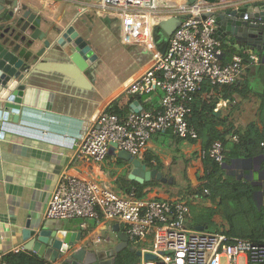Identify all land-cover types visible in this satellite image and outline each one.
Wrapping results in <instances>:
<instances>
[{"label":"crops","instance_id":"1","mask_svg":"<svg viewBox=\"0 0 264 264\" xmlns=\"http://www.w3.org/2000/svg\"><path fill=\"white\" fill-rule=\"evenodd\" d=\"M98 5L99 0H0V30L9 25V21H1L11 12L18 13L30 8L36 13V18L41 20L40 28L43 31L53 26L64 28L70 25L98 56L99 51L105 50L103 47L106 44L92 41L91 33L94 28L114 33L111 20L98 15ZM156 13L166 18L164 9H158ZM221 42L225 50L222 64L230 63L234 53L251 55L244 46L236 45L228 37ZM40 46L38 42L34 48L36 55L28 62L30 65H37L39 69L23 81L25 89L21 98L19 120L17 123L5 122L1 127L5 130L4 137L0 138L1 260L8 261L13 253L12 249L21 247L19 252L23 255L42 258L49 264L54 263L25 248L30 238H25L22 231L27 228L38 230L42 226H49L53 230L70 233L80 231V239L74 249L83 248L91 253L109 250L118 243L113 231L117 224L115 222L102 218L101 224L96 225L93 220H87L85 228H82L81 219L45 218L51 194L62 173L70 167L77 168L93 181L111 183L118 194L135 188L139 198L171 203L185 201L189 208L185 221L192 216L193 208H207L211 213L209 220L214 221L218 227L214 231L226 233L228 224L218 206L219 200L215 202L198 193L204 183V167L202 158L199 157L203 142L200 136L190 139L177 137L170 131L153 133L138 159L148 170L159 172L161 177L143 183L129 178L132 166L118 157L116 148H109L101 162L75 152V142L94 124L101 111L115 113L122 119L135 101L146 111L155 112L159 109L162 96L160 90L134 96L121 92L125 83L148 66L150 57L115 86L103 84L97 79L96 70L91 68L94 61L79 69L81 72L78 74L86 80L83 85L68 70L58 66L69 64L76 67L72 53L37 54ZM100 47L102 50H99ZM134 48L130 47L131 50ZM228 51L232 54L229 55ZM252 55L259 57V65H264V53L254 52ZM256 66L251 67V72H247L245 67L233 84L215 89L204 88L195 98L196 101L201 99L207 103L215 102L212 112L218 119L215 126L218 131L225 133L227 144L238 145L240 134L248 133L250 123H255L258 130L263 128L261 107L264 104V83L255 74ZM232 136L237 137V140L232 141ZM262 144L263 142L261 146ZM239 149L243 148L239 146ZM228 167L233 179L253 188L255 208L260 213L264 209V154L258 150L250 156H234L229 158ZM182 189H185L184 193ZM203 194H208L206 189ZM117 227V232H123V225L118 224ZM199 227L206 230V222L194 229ZM105 233L111 234L110 237L105 238ZM96 236L100 238L99 242L94 241ZM135 256V261L138 262L140 257ZM19 259L12 263L20 264ZM64 259L65 254L56 259L55 263Z\"/></svg>","mask_w":264,"mask_h":264},{"label":"built area","instance_id":"2","mask_svg":"<svg viewBox=\"0 0 264 264\" xmlns=\"http://www.w3.org/2000/svg\"><path fill=\"white\" fill-rule=\"evenodd\" d=\"M158 9H164L166 18L171 14L184 16L160 49L151 36L152 22L165 19L156 13ZM210 10L203 0H186L178 5L173 0H99L98 15L118 20L119 43L150 52V63L124 84L122 94L134 96L160 90L162 96L155 112L130 108L121 119L115 113L101 111L75 142L77 154L101 162L114 143L117 150L141 158L153 133L170 131L180 138H198L186 116L201 84L208 81L216 87L231 85L245 67L259 63L258 56L248 55L246 63L239 53L232 55L230 63H221L223 48L215 21L210 16L201 18ZM204 156L223 164L224 143L214 141L207 149H200L199 157ZM188 213L185 201L139 198L135 188L118 194L111 183L93 181L70 167L55 186L44 216L53 220L81 219L82 228L87 220L96 225L103 219L121 224L131 247V243L145 241L149 236L150 246L140 250V260L135 264H237L240 257L245 264H264V242L231 237L222 231L187 228L184 221ZM94 241L100 238L96 236ZM20 250L15 247L12 252ZM146 253L153 258L144 259ZM0 264L14 263L0 258Z\"/></svg>","mask_w":264,"mask_h":264},{"label":"water","instance_id":"3","mask_svg":"<svg viewBox=\"0 0 264 264\" xmlns=\"http://www.w3.org/2000/svg\"><path fill=\"white\" fill-rule=\"evenodd\" d=\"M203 1L210 6L211 10L203 14L201 18L210 16L214 19L219 40L228 37L236 45L244 46L250 54L264 53V0ZM183 20V15H171L158 23L166 40ZM7 21L9 25L0 30V138L5 135V130L1 128L3 123H17L19 120L21 98L25 89L23 81L39 69L37 65L28 63L30 58L36 55L34 48L37 47L38 42L41 46L37 54L63 53L52 51V49L60 50L61 47L71 50L77 48L80 51L78 56L82 63H78L73 52H70L77 66L73 67L69 64H58V66L68 70L83 85L86 80L78 74L81 72L79 69L92 64L97 59V54L82 37L77 35L73 27L68 25L61 29L53 28V26L43 31L40 28L41 20L36 18V13L30 8L18 13L11 12L1 22ZM111 23L114 33L119 37L118 20L112 19ZM46 46H48L47 49L42 51ZM81 47L83 49H80ZM131 108L134 111L142 109L138 101H135ZM109 148H116V145L112 143ZM118 157L132 166L130 179L143 183L161 177L159 172L154 169L148 170L138 158L124 150H118ZM117 226L118 224L113 227V231L119 240L118 243L109 250H97L92 253L86 252L83 248L74 249L80 239V231L70 233L42 226L38 230L24 229L22 235L30 238L25 244L26 249L33 250L50 262H55L65 254V264H114L115 255L125 248L140 257L141 252L128 245L126 235L124 232H117ZM197 229L201 230L202 227ZM152 258L153 255L144 254V259Z\"/></svg>","mask_w":264,"mask_h":264},{"label":"trees","instance_id":"4","mask_svg":"<svg viewBox=\"0 0 264 264\" xmlns=\"http://www.w3.org/2000/svg\"><path fill=\"white\" fill-rule=\"evenodd\" d=\"M229 55L232 54L229 52ZM225 50H223V57ZM244 61L248 62V55L240 53ZM223 59V58H222ZM253 66L247 67V72H251ZM255 68V67H254ZM256 76L264 83V65L256 66ZM216 86H212L208 81H204L200 90L195 95V98L199 96V92L204 88L207 89ZM215 102L203 101L199 99L192 103L191 112L186 116V119L190 126H192L198 136L202 139V149H207L208 145L213 141L224 142V162L219 164L209 156L202 158L204 167V183L203 188L198 193L218 201V206L223 213L224 218L227 221L228 228L226 233L230 236H237L250 239L252 242L262 243L264 242V209L258 213L255 208V201L253 199V188L248 185H243L237 182L230 176L231 171L228 170L229 158L236 156H250L255 154L258 150L264 154V125L263 128L258 130L255 123H250L248 126V133L240 134L238 145L228 147V140L225 137L224 132H220L216 129L215 124L218 119L212 114ZM262 117L264 120L263 111L264 104L261 107ZM263 142L262 146L261 143ZM239 146L243 149H239ZM206 189L208 194L204 195L203 190ZM139 194V193H138ZM249 226V228H244ZM258 227V228H256ZM122 257H119V253L122 252ZM125 251V252H124ZM15 256V258H14ZM135 253L130 252L128 249H123L115 255L114 264H135ZM20 258L18 263L20 264H49L42 258H34L21 253L11 254L8 261L15 262Z\"/></svg>","mask_w":264,"mask_h":264},{"label":"rangeland","instance_id":"5","mask_svg":"<svg viewBox=\"0 0 264 264\" xmlns=\"http://www.w3.org/2000/svg\"><path fill=\"white\" fill-rule=\"evenodd\" d=\"M158 23L155 21L152 22L151 36L156 48L160 49L165 44L166 37ZM91 36L94 43L106 44V47H103L105 50L98 52L97 59L91 67L93 70H96L97 79L103 84L117 85L129 73L133 72L142 61L150 57V52L142 47H135L131 50L130 47L121 45L116 35L111 31L103 32L101 28H94ZM99 50H102V48L100 47ZM231 146L232 144H228L229 148ZM182 190V193H184L185 189ZM210 214V210L207 208H193L191 211L192 216L184 222V225L187 228L194 229L196 226L206 222V231L213 232L217 226L214 221L211 222L209 220ZM110 235L104 234L105 238L110 237ZM131 244L137 251H140L144 247L149 248L150 237L146 236L145 241ZM122 253L123 251L118 254L119 257H122ZM236 262L237 264H245L242 257L238 258Z\"/></svg>","mask_w":264,"mask_h":264},{"label":"bare ground","instance_id":"6","mask_svg":"<svg viewBox=\"0 0 264 264\" xmlns=\"http://www.w3.org/2000/svg\"><path fill=\"white\" fill-rule=\"evenodd\" d=\"M184 1H186V0H173V2H174L176 5H178V4H180V3L184 2ZM61 29H62V28H61ZM47 47H48V46L44 47V48L42 49V51H43V50H46ZM80 49H83V48L81 47ZM52 51H53V52H60V51H62V52H73V54L75 55V60H77L78 63H82V60H80V58H79V56H78V54H79L80 51H79L77 48L71 50V49H67V48H63V47H61L60 50L52 49Z\"/></svg>","mask_w":264,"mask_h":264}]
</instances>
